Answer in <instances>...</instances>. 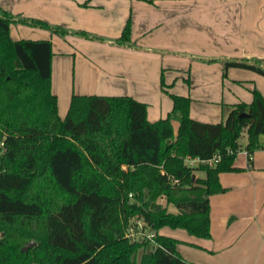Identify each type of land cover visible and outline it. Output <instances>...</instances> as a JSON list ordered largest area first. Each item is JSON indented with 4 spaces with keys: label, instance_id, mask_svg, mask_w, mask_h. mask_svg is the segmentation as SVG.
I'll list each match as a JSON object with an SVG mask.
<instances>
[{
    "label": "trees",
    "instance_id": "trees-1",
    "mask_svg": "<svg viewBox=\"0 0 264 264\" xmlns=\"http://www.w3.org/2000/svg\"><path fill=\"white\" fill-rule=\"evenodd\" d=\"M11 24L101 40L0 7V264H197L178 251L179 239L159 231L212 236L210 197L227 189L220 173L246 169L235 165L243 132L249 167L264 147V95L253 88L251 102L231 104L224 120L206 122L191 116L192 98L170 93L162 76L174 102L166 117L150 121L148 103L130 95L76 93L61 117L51 39H15ZM116 41L131 42L130 19ZM222 62L224 77L229 67L264 75L259 59ZM214 155L220 159L213 165L186 161ZM133 217L154 236H127ZM31 240L36 244L23 251Z\"/></svg>",
    "mask_w": 264,
    "mask_h": 264
},
{
    "label": "crops",
    "instance_id": "crops-1",
    "mask_svg": "<svg viewBox=\"0 0 264 264\" xmlns=\"http://www.w3.org/2000/svg\"><path fill=\"white\" fill-rule=\"evenodd\" d=\"M0 7L101 37H63L11 24L15 39L22 37L19 31L28 33L27 38L51 39L53 74L58 67L62 81L56 84L61 117L73 92L130 95L148 103L150 121L166 117L174 102L161 87L162 76L171 93L192 98L191 116L206 122L221 121L222 104L251 102L253 88L264 95V75L229 67L224 77L222 62L259 59L264 66V0H0ZM129 19L131 42L119 44ZM172 123L177 131L179 119L173 117ZM260 140L264 143V134ZM244 146L235 165L246 169L221 172L227 189L210 197L212 236L197 237L182 228L159 231L179 239L178 251L191 262L264 264V147L253 153L249 167Z\"/></svg>",
    "mask_w": 264,
    "mask_h": 264
},
{
    "label": "rangeland",
    "instance_id": "rangeland-1",
    "mask_svg": "<svg viewBox=\"0 0 264 264\" xmlns=\"http://www.w3.org/2000/svg\"><path fill=\"white\" fill-rule=\"evenodd\" d=\"M18 25V24H17ZM27 26H31V25H27ZM31 27H35V26H31ZM37 28H40V27H37ZM41 29H45V28H41ZM45 30H48V29H45ZM19 33H20V36H22V37H19V38H27V36H29V34L28 33H26V35H24L25 34V32H23V31H19ZM54 34V33H53ZM17 36H19V34H17ZM26 36V37H25ZM62 66H63V64H61V65H59V67H60V69L62 70ZM58 68V67H57ZM57 68H55V70H54V74H53V61H52V74L54 75V77H53V83L55 84L54 85V88H53V92L54 93H56L57 92V89H56V84L57 83H60L61 84V79H59L58 78V73H57ZM71 82H72V80H71ZM74 82V81H73ZM64 87H61V90L59 91L60 92V98H63L64 97V93H65V91H63L64 89H63ZM170 92V91H169ZM175 92V91H174ZM73 93H75V92H73ZM171 93V92H170ZM77 94V93H76ZM167 94H169V93H167ZM56 95H57V93H56ZM57 97H58V95H57ZM69 105H70V103H69ZM69 105H68V108H69ZM222 107L224 108L223 109V113H222V117H220L219 118V120H224L226 117H227V115H228V113H229V111H230V109H231V106L229 105V104H222ZM68 108H67V111H68ZM67 113V112H66ZM66 113H65V115H66ZM65 117V116H64ZM241 143H242V145H245L246 144V142H247V133H246V131L245 132H243V134H242V136H241V138H240V140H239ZM159 201L163 204V205H165L166 204V200H165V198H160L159 199ZM169 209L171 210V211H174V212H176L177 211V208L174 206V205H170L169 206ZM142 223H143V221H142V219H140V218H138V217H133V218H131L130 220H129V227H132L133 228V230H134V233H136L134 236H132L133 238H140V237H143V236H145L143 233H151L149 230H145V229H142V234H140V232H141V225H142ZM128 227V228H129ZM169 228V227H168ZM173 231H175V230H173L172 228H169V232H173ZM127 232H129L130 233V230H127ZM2 236V232H0V237ZM31 241H34V244L31 246V247H33L35 244H36V240H31ZM30 241V242H31ZM183 243H185V242H183ZM28 244V243H27ZM183 248H185L186 247V245L185 244H183ZM189 246H191L190 244H189ZM30 247V248H31ZM29 248V249H30ZM187 248L189 249L190 247H188L187 246ZM28 249V250H29ZM27 250V251H28Z\"/></svg>",
    "mask_w": 264,
    "mask_h": 264
},
{
    "label": "built area",
    "instance_id": "built-area-1",
    "mask_svg": "<svg viewBox=\"0 0 264 264\" xmlns=\"http://www.w3.org/2000/svg\"><path fill=\"white\" fill-rule=\"evenodd\" d=\"M244 150H245V148H244ZM245 153H246V155H247L246 150H245ZM247 158H248V156H247ZM219 159H220V156H219V155H214L212 158H210V159H206V160L199 159L198 157L193 158V157H190V156H189V157H187L186 161H187V163H188L189 165H192V166H196V165H198V164L201 163V162L209 163L210 165H213V164L216 163ZM142 229H145V228L143 227V223H142V225H141V232H140V234L143 233V232H142ZM128 230H130V233L127 232V233H126L127 236L132 237V236H134V235L136 234V233H134V230H133L132 227H129ZM145 230H146V229H145ZM143 234H144L146 237H148V238H152V237L154 236V234H153L152 232H151V233H143Z\"/></svg>",
    "mask_w": 264,
    "mask_h": 264
},
{
    "label": "water",
    "instance_id": "water-1",
    "mask_svg": "<svg viewBox=\"0 0 264 264\" xmlns=\"http://www.w3.org/2000/svg\"><path fill=\"white\" fill-rule=\"evenodd\" d=\"M249 114L248 113H241L240 114V116L241 117H244V116H248ZM34 244V241H31V242H29L28 244H26L23 248H22V250L23 251H27L32 245Z\"/></svg>",
    "mask_w": 264,
    "mask_h": 264
}]
</instances>
